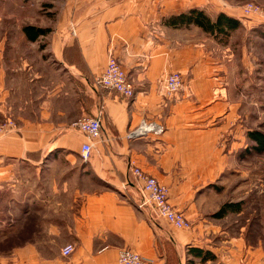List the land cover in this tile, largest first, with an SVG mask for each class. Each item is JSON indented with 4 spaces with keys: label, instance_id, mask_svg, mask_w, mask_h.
I'll use <instances>...</instances> for the list:
<instances>
[{
    "label": "crops",
    "instance_id": "0c3cea01",
    "mask_svg": "<svg viewBox=\"0 0 264 264\" xmlns=\"http://www.w3.org/2000/svg\"><path fill=\"white\" fill-rule=\"evenodd\" d=\"M250 1L264 6V0H51L54 18L34 25L47 30L35 41L23 31L27 24L14 27L5 18L0 188L18 182L36 207L26 225L34 235L19 245V264H121L119 251L127 248L156 264H264V241L253 245L215 216L234 203L229 187L239 142L230 82L212 78L211 65L224 68L220 56L229 54L234 34L219 42L194 24L167 23L197 8L247 27L263 20L243 17ZM110 56L126 71L134 97L98 84ZM173 72L183 84L169 95L164 82ZM87 116H100L101 136L84 161L88 139L75 123ZM143 125L154 130L135 135ZM135 167L168 188L190 230L174 228L143 204ZM69 244L74 251L63 255ZM196 248L213 258L202 261L191 252Z\"/></svg>",
    "mask_w": 264,
    "mask_h": 264
},
{
    "label": "rangeland",
    "instance_id": "374dc122",
    "mask_svg": "<svg viewBox=\"0 0 264 264\" xmlns=\"http://www.w3.org/2000/svg\"><path fill=\"white\" fill-rule=\"evenodd\" d=\"M51 6V0H0V30L3 31L4 25L9 27L8 22L4 23L7 17H12L14 27L50 22L54 18L49 12ZM253 23L234 32L229 54H220L224 68L211 65V77L230 82L229 96L230 100L231 96L235 98L234 123L239 142L235 153V179L230 187L226 184L220 187H229V197L241 204V210L219 218L225 217L226 223L234 224V234L243 233L255 245L259 240L264 241V152L255 149L256 142L249 133L264 134V19ZM33 185L30 187L34 189ZM23 187L24 190L17 182L11 190L0 188V264H19V245L34 235L26 231V225L34 222L35 201L34 198L32 201L24 199L22 191L26 187ZM26 210L31 212L28 216L24 214ZM22 220L24 230H21Z\"/></svg>",
    "mask_w": 264,
    "mask_h": 264
},
{
    "label": "built area",
    "instance_id": "2783aa9c",
    "mask_svg": "<svg viewBox=\"0 0 264 264\" xmlns=\"http://www.w3.org/2000/svg\"><path fill=\"white\" fill-rule=\"evenodd\" d=\"M243 17L255 16L264 19V7L248 2L242 9ZM98 84L103 88L114 91L124 98L135 96V88L129 80L126 71L113 56L109 57L107 65L101 75L98 77ZM183 84V76L179 72L170 73L164 82V87L169 95L177 93ZM75 128L87 136L88 141L82 145L81 157L84 161L90 158L93 149V140L101 136V119L100 116H87L80 118L75 123ZM154 130L148 125L141 126L135 135H144ZM161 132L160 129L156 130ZM5 132V126H0V135ZM133 174L142 183L143 204L151 205L156 214L167 221L174 228L190 230L191 222L185 215L175 208L169 200L168 188L160 183L155 177L144 173L140 168L135 167ZM74 251V246L66 245L62 253L70 255ZM119 263L121 264H156L153 259L143 257L131 249H122L119 251Z\"/></svg>",
    "mask_w": 264,
    "mask_h": 264
},
{
    "label": "trees",
    "instance_id": "16d2710c",
    "mask_svg": "<svg viewBox=\"0 0 264 264\" xmlns=\"http://www.w3.org/2000/svg\"><path fill=\"white\" fill-rule=\"evenodd\" d=\"M167 23L173 27L189 26L194 24L205 32L213 35L217 40L227 41L235 31H237L241 22L239 19L220 13L214 20L211 19L203 10L193 8L187 12L172 16ZM24 33L29 40L35 41L40 35L47 32L46 29L27 25L23 28ZM249 137L256 142L255 149L264 152V134L259 131H251ZM240 203H225L215 214L216 217H223L229 212H239ZM195 256L201 257L202 261L209 260L212 257L209 251L201 249H191Z\"/></svg>",
    "mask_w": 264,
    "mask_h": 264
}]
</instances>
